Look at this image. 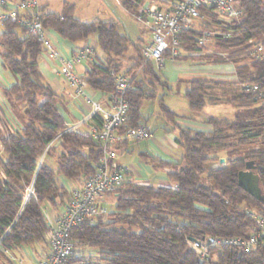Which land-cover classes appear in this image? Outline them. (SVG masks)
I'll return each instance as SVG.
<instances>
[{
	"label": "trees",
	"instance_id": "obj_1",
	"mask_svg": "<svg viewBox=\"0 0 264 264\" xmlns=\"http://www.w3.org/2000/svg\"><path fill=\"white\" fill-rule=\"evenodd\" d=\"M120 2L135 13L144 0ZM238 2L243 15L231 22H224L214 11L205 15L208 19L203 29H215L212 37L219 52L191 55L202 48L196 42L199 33L189 30L183 34L184 54L174 58L234 66L233 80L196 78L187 82L185 97L191 111L200 112L208 104L221 103L248 108L233 120L208 119L205 122L211 126L208 130L176 123L181 116L159 93L173 92L174 87L161 68L145 59L144 43H133L120 32L117 22L84 21L75 15V4L68 1L63 2L60 12H45L39 7L37 17L43 26L55 30L64 39L77 42L96 36L97 49L104 58L90 64L87 83L104 95L116 91L113 72L127 67L123 58L133 47V53L128 56L133 63L130 72L139 73L132 88L126 91L129 120L133 124L145 122L144 100L158 99L162 117L172 124L175 141L181 149L175 161L161 160L148 150L141 152L139 155L145 160L171 168L167 172L169 182L140 183L128 171L127 180L116 195V212L99 217L97 223H84L71 230L77 245L99 250L100 259L106 264H206L191 248L189 237L247 238L255 222L251 213L264 215V201L238 184V172L247 161L255 160L264 194V104L244 87L257 85L264 91V58H260L262 54L247 52L251 39L264 41V0ZM2 25V66L15 77V82L3 87L2 93L8 101L20 105L28 118L11 130L0 116V256L14 264L7 252L24 245L47 243L49 228L44 203L57 207L68 196L58 176L71 181L90 176L96 171L103 148L100 141L80 129H70L67 124L59 109L58 93L40 71L39 59L44 50L38 37L11 21ZM182 83L177 80L175 85L179 88ZM259 137L261 146L257 145ZM56 139L65 150L58 155V168L53 170L41 158L51 151ZM127 142L118 144V150ZM240 150L241 156L235 157ZM221 158L225 162L221 163ZM211 163L214 166L208 168ZM213 252L217 253L213 264H264L262 242L248 251L228 245ZM93 259L90 253L74 261L94 264Z\"/></svg>",
	"mask_w": 264,
	"mask_h": 264
},
{
	"label": "built area",
	"instance_id": "obj_2",
	"mask_svg": "<svg viewBox=\"0 0 264 264\" xmlns=\"http://www.w3.org/2000/svg\"><path fill=\"white\" fill-rule=\"evenodd\" d=\"M14 1V0H13ZM39 0H0V23L11 21L21 28L35 34L42 43L44 53L56 59L59 66L57 74L76 87L78 96L85 98L92 106V111L82 122L70 129H80L102 143V155L96 171L90 176L80 177L73 184L62 182L68 189V196L54 219L47 218L46 206L43 211L48 224L47 241L49 251L41 254L37 264H83L74 259L81 256L82 248L71 237L73 227L84 223H97L99 217L106 216L107 209L103 197L116 196L127 180L128 168L118 162V144L128 140H148L152 138L151 128L145 122L133 124L129 120V102L126 91L133 86V79L138 72H130L131 65L119 72H113L116 91L105 95L102 103L85 92L87 74H78L77 65L86 59L98 62L91 46H85L70 57H65L49 38L47 29L38 19ZM217 12L224 22H231L243 15L238 0H145L134 13L136 19L149 30L151 37L144 43L142 53L147 61H153L163 68L168 58L184 54L183 34L194 30L199 34L196 42L201 51L191 55L207 54L213 44L215 29L204 30L207 25L206 13ZM248 53L262 54L264 58V41L259 38L249 41ZM168 53V56L166 54ZM259 56V55H258ZM246 90L255 93L256 98L264 104V91L257 85ZM72 182V181H71ZM29 192H33L29 188ZM255 222L249 237L206 235L203 238H188L191 248L206 264H213L214 250L222 246H238L245 251L253 249L260 242L264 244V215L255 211L251 213ZM9 253V252H7ZM85 257V256H84Z\"/></svg>",
	"mask_w": 264,
	"mask_h": 264
},
{
	"label": "crops",
	"instance_id": "obj_3",
	"mask_svg": "<svg viewBox=\"0 0 264 264\" xmlns=\"http://www.w3.org/2000/svg\"><path fill=\"white\" fill-rule=\"evenodd\" d=\"M64 1H68L70 3L75 4V15L78 18H80L77 12V9H78L77 5H78V2H80V0L79 1L78 0L76 1L60 0L58 3H56L58 6H60V8L54 10L53 12H60L62 10V5ZM116 1L121 4L120 0H116ZM52 2H53L52 0H41V2L39 0L40 6L45 10V12L51 11ZM12 3H14L15 5L16 0L14 1L12 0ZM86 7L88 8L89 4H86ZM0 27H3L2 23H0ZM2 31H0V33ZM47 33H48L49 38L55 44V46L59 49V51L65 57H70L72 53H74L75 51L85 46H91L93 47L94 55L98 60H100L101 58H104V54L97 49L96 38H94L95 39L94 40L92 37H89L88 39H85L83 41L71 42L61 37L59 33H57L53 29H48ZM0 60L2 62L1 57H0ZM128 60L129 58L127 59V61ZM166 60L171 61V59L169 58ZM129 62H132V61L129 60ZM91 63H92L91 60L86 59L81 64L77 65L76 67L77 73L87 74V71L89 70ZM58 66H59L58 60L51 59L47 54H45L44 52L42 53L39 59L40 71L43 74L45 80L58 93L60 97V106H59L60 112L64 116L69 127L71 128L73 126H77L80 122H82V120L87 115L91 113L92 106L86 102L85 98L77 95L76 87L71 85L66 79H64L59 74H57L56 69L58 68ZM1 67L3 69V72H0V78L3 79L2 77L5 76V79H6L5 86L11 85L13 82H15V77L9 71L3 68L2 63H1ZM161 71H162L163 76L171 83L173 87H175V82L177 80H182L183 81L182 84L187 83L189 80L196 79V78L222 80V79H225V77L227 76L226 74L228 73H230L228 77H230L232 80L235 79L234 66L233 65L230 66L229 63L228 64H211V63H206V62H199V64H196V65H190V64L181 65L180 62L172 60L170 63V66H168L166 69L161 70ZM5 86H2V88ZM177 90L179 91V88H177ZM85 92L88 95L92 96L94 99L102 103L106 102L107 97L104 94H102L100 91L93 90L89 85H87V87L85 88ZM160 93H164V92L162 91ZM169 107L171 108V106ZM210 118H216V117H210ZM143 120L146 122L144 118ZM18 121L21 125L24 122L21 118ZM176 123L181 126H188V127L198 128V129L208 130L211 128L210 125L204 123L203 119L200 121L198 119L191 118V117H188V118L178 117L176 119ZM172 128H173L172 124L168 123L166 134L160 137H156L152 131L153 136L152 138L146 141V148L142 151H138V156L142 160L140 159L138 160L137 158L133 157L134 152H135V150L133 149V144L135 143L134 141L128 140L126 144L121 146L119 150L118 162L124 167L128 168V171L130 172V175L133 176L134 180L140 183L153 184V185H160V184H165L169 182V179L167 177V172H169L171 168L167 166L152 163V161L149 162L145 160L144 158H142L139 154L143 151L148 150L150 153H152L153 155H155L161 160H164V161L177 160L179 156L181 155V149L179 148L178 144L175 141L176 131H172ZM0 146H1V143H0ZM1 149H2V146H1ZM124 153H128L129 156L124 155ZM148 173L154 174L153 176L154 179H150L148 176ZM62 182L64 181L61 180V183ZM65 183L66 185L68 184L67 182ZM61 206L62 204L57 207H53V209L51 210H49L46 207L47 212L45 214L47 218L54 219V217L58 214L59 209L62 208ZM46 245L47 247L46 249H44L42 254H46L49 251L48 241Z\"/></svg>",
	"mask_w": 264,
	"mask_h": 264
},
{
	"label": "rangeland",
	"instance_id": "obj_4",
	"mask_svg": "<svg viewBox=\"0 0 264 264\" xmlns=\"http://www.w3.org/2000/svg\"><path fill=\"white\" fill-rule=\"evenodd\" d=\"M51 3V11H54L56 9H59L60 6H58L56 3H58L60 0H52ZM76 1V0H72ZM79 1V0H78ZM41 2V0H40ZM43 2V1H42ZM61 4V2H60ZM86 4H89V7H86ZM78 9L77 12L79 14V17L84 21H115L118 23V28L121 33L126 34L133 43H146L149 38L151 37V34L146 26L143 25L140 21H138L134 15V12L129 11L128 9H125L120 3H118L116 0H80L78 2ZM63 7V5H62ZM137 12V9L136 11ZM0 31H2L3 27H0ZM93 39L96 38L95 35L91 36ZM260 39V38H259ZM95 40V39H94ZM1 49V45H0ZM219 52V50L215 46V42L213 44H210L209 52L207 54H215ZM133 53V47L130 48L127 56L123 58L124 66H130L131 62H129L128 56ZM228 53V52H227ZM172 61V60H171ZM170 60H166V65L161 70L166 69L168 66H170L171 63ZM180 62L181 65H196L199 64L195 61H177ZM1 60H0V72H3V69L1 67ZM228 64V63H227ZM232 66V64H230ZM230 73L226 74L225 81L232 80L229 76ZM3 76V75H1ZM199 77V76H198ZM0 78V116L4 118V120L8 123V128L11 130H14L21 126L19 123V119L21 118L24 122L28 120L26 115L23 113L20 105L16 104L14 100L8 101L5 96L2 93V86H5V76ZM3 80V81H1ZM189 88L188 83H184L179 87V92L177 91V87L175 85L173 92H164L160 93L161 96L164 98V102L171 106V108L177 112L179 115H181L182 118L191 117L198 120H204V123L207 119L210 117H216L220 119H228L233 120L236 118L237 115L240 113L246 112V109L236 107L232 104L227 103H221V104H208L202 111L200 112H194L189 109L187 98L185 97V91ZM64 107V106H63ZM245 115H247L245 113ZM244 115V116H245ZM142 116L148 123L147 125L151 128L153 133L156 137H160L166 134L168 122L167 120L162 117L161 109L159 106L158 99L151 100V99H145L143 102L142 107ZM2 126L5 127V125L2 123ZM5 130V129H4ZM260 141L257 143L258 146H261V137L258 138ZM146 141L147 140H139L138 142H135L133 144V149L135 150L133 157L137 158L138 160H142L138 156V151H142L146 148ZM1 146H0V152H1ZM65 149L60 146V140L56 139L52 142V149L49 153L44 154L42 156V160L44 159L53 170H57L58 168V155L64 151ZM243 153L242 150L236 152L234 156L239 157ZM124 155L129 156L128 153H124ZM214 166V163L208 164L207 167L211 168ZM148 176L150 179H154V174L148 173ZM58 181L61 183V180L64 182H67L69 184H74L75 181L68 180L65 177L58 176ZM69 189V188H68ZM68 189L67 193H68ZM103 204L105 205L107 209V213H113L116 212V196H105L103 197ZM44 206H46L49 210L53 209V205L49 202L44 203ZM109 218V217H108ZM47 245L44 244H36V245H24L20 246L9 253H7V256L9 259L13 261L14 264H37V260L39 259L40 255L43 253L44 249H46ZM92 254L94 257V264H106L104 260L100 259V252L97 249H91L89 247H83L82 253L80 255L87 256L89 254ZM213 258H217V253L214 254ZM0 264H11L7 259L0 256Z\"/></svg>",
	"mask_w": 264,
	"mask_h": 264
},
{
	"label": "water",
	"instance_id": "obj_5",
	"mask_svg": "<svg viewBox=\"0 0 264 264\" xmlns=\"http://www.w3.org/2000/svg\"><path fill=\"white\" fill-rule=\"evenodd\" d=\"M220 162H225V158H221ZM238 184L259 201H264V194L260 186V177L256 172L255 160L247 161L245 168L238 172ZM190 239H193V237Z\"/></svg>",
	"mask_w": 264,
	"mask_h": 264
}]
</instances>
